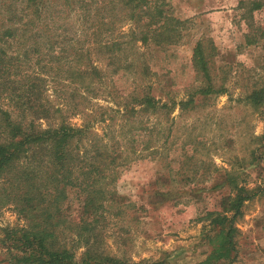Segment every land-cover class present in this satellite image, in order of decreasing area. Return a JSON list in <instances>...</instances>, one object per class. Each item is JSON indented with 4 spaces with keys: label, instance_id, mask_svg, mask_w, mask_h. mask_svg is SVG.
<instances>
[{
    "label": "rangeland",
    "instance_id": "374dc122",
    "mask_svg": "<svg viewBox=\"0 0 264 264\" xmlns=\"http://www.w3.org/2000/svg\"><path fill=\"white\" fill-rule=\"evenodd\" d=\"M95 1L113 32L99 26L104 47L81 66L92 83L62 80L48 96L61 112L49 123L84 132L77 154L98 148L105 158L95 178L101 208L92 222L75 203L68 221L90 231L81 240L80 229L67 230L61 245L75 264H87L92 244L100 264H264V0H147L166 18L151 27L178 32L160 49L126 45L148 16L125 21L134 8L125 0ZM217 216L227 222L215 225ZM23 225L11 207L0 211V264L12 247L3 228Z\"/></svg>",
    "mask_w": 264,
    "mask_h": 264
},
{
    "label": "trees",
    "instance_id": "16d2710c",
    "mask_svg": "<svg viewBox=\"0 0 264 264\" xmlns=\"http://www.w3.org/2000/svg\"><path fill=\"white\" fill-rule=\"evenodd\" d=\"M98 2L94 0L92 6L88 0H0V211L11 207L24 221L22 227L2 230L12 246L9 264H75L71 250L62 246L59 238L67 230L80 229L82 240L91 224H73L67 216L75 203L79 214L90 216L92 222L99 214L95 178L103 173L100 163L105 158L98 148L93 149L96 153L91 158L88 151L77 154V134L84 132L75 131L64 119L49 123L53 114L61 112L48 96L62 80L92 83L81 66L104 47L99 26H106V33L113 27ZM147 3L125 0L127 7L134 8L124 20L135 16L139 24L145 16L149 19L129 35L126 45L133 46L137 39L155 49L170 45L178 32L169 24L153 29L152 25L166 18H161V8L147 10ZM107 4L113 5L114 0ZM38 120L48 121V129H36ZM106 160L112 164L114 158L106 155ZM73 173L77 174L74 184L69 178ZM71 186L78 190L72 198ZM245 197L239 195L231 202L235 211L231 219ZM226 222L227 218L220 216L212 220L215 225ZM230 222L223 240L231 247L235 228ZM92 245L84 263L100 264L105 258L91 249Z\"/></svg>",
    "mask_w": 264,
    "mask_h": 264
}]
</instances>
